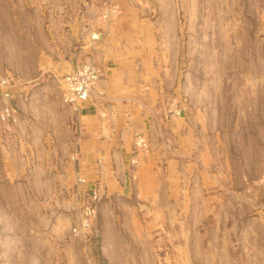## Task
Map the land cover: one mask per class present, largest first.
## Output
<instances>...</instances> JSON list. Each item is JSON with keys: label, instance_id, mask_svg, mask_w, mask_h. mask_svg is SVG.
Masks as SVG:
<instances>
[{"label": "rangeland", "instance_id": "1", "mask_svg": "<svg viewBox=\"0 0 264 264\" xmlns=\"http://www.w3.org/2000/svg\"><path fill=\"white\" fill-rule=\"evenodd\" d=\"M70 1L0 0V73L27 116L22 132L0 124V264H264V0H122L97 46L105 55L122 52L108 65L112 80L128 75L118 91L138 94L148 85L154 112L179 95L183 112L167 121L175 149L161 162L156 151L140 168L128 165L129 131L117 144L110 130L121 131L128 111L130 125L151 128L155 140L151 113L132 104L119 113L117 103L118 117L102 121L91 110L81 117L76 162L90 183L78 187L69 111L59 100L63 71L86 52L80 39L67 43L61 34ZM115 145L129 179L141 178L137 188L132 179L129 188L117 186ZM93 185L95 214L73 234L75 211ZM177 220L209 243L183 258L165 233Z\"/></svg>", "mask_w": 264, "mask_h": 264}, {"label": "built area", "instance_id": "2", "mask_svg": "<svg viewBox=\"0 0 264 264\" xmlns=\"http://www.w3.org/2000/svg\"><path fill=\"white\" fill-rule=\"evenodd\" d=\"M75 1L77 3L80 2L77 4ZM75 1H70L69 8H66L67 10H64L62 13L66 15L67 19H65V27L61 34L64 37L63 40L67 43H72L71 37H74L75 40L80 39L81 48H85L86 52L83 59L76 61L62 73L61 80L63 86L59 92V100L69 111L67 126L70 127L72 132L70 140L72 148L68 158L71 162H74L72 167L73 180L78 187L79 184H83L88 180L82 166L79 163L76 164V162L79 161L80 141L84 133V124L81 117L89 112V108L97 111L102 121H114L113 119L118 117L117 103L121 104L124 110H126L125 105L132 104L138 107L140 111L144 110V112L151 113L150 125L152 124L154 130L157 129L155 140L151 138L152 136L148 137L146 133L147 128H145V131H142L138 124L130 125L131 115L127 113L128 111L125 112L126 117L124 118L127 128L125 129L124 126L119 133H117V129L110 130L111 133L116 131L115 143L117 144L118 140L122 139L120 136L127 132V130L129 131L128 143L132 147L133 153L129 155L127 163L128 165L138 166L139 163L143 162V157L156 151L158 155L157 162H161L160 157L174 152L175 148L169 136L170 132L167 129V121H171L182 114L183 102L179 95L172 92L162 106L160 108L157 107V112H154V104L146 100V96L148 95V85L146 84L142 86L141 93L132 96V98L123 97L121 99L117 98L116 95L109 94L100 85V88H98L96 85H98L97 82L102 76V71L95 53L97 43L101 42L107 23L120 15L122 10L121 3L118 0ZM128 1L135 4L137 0ZM15 96V88L13 87L11 78L5 73H0V124L6 125L11 130L15 126L17 130L14 131L22 132V127L27 120V116L24 113L20 114L18 112L14 102ZM158 112H161V116ZM102 121L100 129H102V125L104 126ZM104 128L105 130L107 129L106 126ZM104 131H100L102 137H105ZM26 135H24V138H26ZM116 149L115 145L109 151L111 153L110 157L112 156L111 159L115 158V154H118L119 151L117 152ZM101 160L102 154L96 156L95 161L99 162L100 166H103ZM130 170L131 177H133L136 168H130ZM98 195L99 188L93 185L89 189L88 196L85 199L82 198V202L86 201L80 206V209L78 208L75 211L77 223L71 228L73 234H77L79 228H86L89 225L95 214L96 205L94 204V200L98 198Z\"/></svg>", "mask_w": 264, "mask_h": 264}, {"label": "crops", "instance_id": "3", "mask_svg": "<svg viewBox=\"0 0 264 264\" xmlns=\"http://www.w3.org/2000/svg\"><path fill=\"white\" fill-rule=\"evenodd\" d=\"M118 1L124 5V3H123L122 0H118ZM127 3H129V2H127ZM51 24H54V23H51ZM108 29L111 30V28H108ZM99 50H101V47L98 48L97 57L102 52V55L104 56V58L102 56V60L101 61L98 60L99 63L102 62V63H100L101 64L100 67H101V71H102V76L100 77V79L98 81V87L100 85V87H102L106 92H109V94L116 95L117 98H121V97L132 98V96H135L136 95L135 94L136 89H138L136 87H135L136 89H133L132 91H129L127 93H124L122 91H118V90H120V89L123 88L122 85H124L125 84V81H127V79H128V75H127L126 71H125V74L124 75H121V76L118 75L117 78H116L117 80H112L111 79L112 78V76H111L112 75V71H114V70H113V67H110L108 65H111L112 63L113 64L115 63V61L111 58V55L117 54V56H119V55H122V52H120V51L117 52V50H112L111 49L110 51H106L107 54L105 55L104 50H102V51H99ZM107 57L109 58V60L112 59L111 63L110 62H107L108 60L107 61L105 60V59H107ZM71 65H72V63H70L65 68V70L63 72H65L69 67H71ZM107 69H109V71ZM114 72H116V71H114ZM162 72H164V71H162ZM116 85H118V86L115 89H112ZM89 109H90V110H88L89 112H91V110H93V108H89ZM123 110H124L123 106L120 105L119 106V113H121ZM84 116H86V115H84ZM137 117H138V120L141 118L140 115H137ZM137 117L135 119H137ZM135 123H137V122H135ZM102 127H103L102 130L104 131L105 128H104L103 125H102ZM116 129H117V127H116ZM150 130L151 129H149V127H148L147 128V132H149ZM127 139L126 140L123 139V141H127L128 142ZM114 143H115V141H114ZM114 163L116 164L115 170H114L115 171V175H114L115 177H114V179L116 181L117 186H119L122 189L125 186L128 187L129 184H127L126 181L129 182V181H131L132 178L129 179V176H130L129 170H128V174L124 172L126 169H129L128 166H127V164H126V160L122 157V155H117L116 154L115 155ZM151 163H153L152 168L158 167L154 162H151ZM167 164L168 163H166V166H167ZM138 167L140 168V165ZM136 171H137V169H136ZM102 176H104V171H103ZM140 179L141 178L138 177V175H137V177L135 179L133 178L132 179L133 184L131 185V188H134V187L137 188L139 186L138 180H140ZM156 181H157L158 184L164 185V179H163V177H161L160 179L156 178ZM103 182L105 183V181H103ZM89 183L90 182H88V184ZM184 221L185 220H177V227L176 226L175 227H169L167 231L165 230V233L166 232L169 233L171 238L172 237H176V240H175L176 243H172L171 245L174 246V247H178L179 248L180 253L183 255V258H185V253H187V252H188V257H190L189 256L190 250H192V249H196L197 250L205 242L209 243L208 242V238L206 239L204 237V233L201 230H199L198 227L195 226V228H191V227L190 228H187L186 225H184ZM158 227L164 229L161 224Z\"/></svg>", "mask_w": 264, "mask_h": 264}, {"label": "bare ground", "instance_id": "4", "mask_svg": "<svg viewBox=\"0 0 264 264\" xmlns=\"http://www.w3.org/2000/svg\"><path fill=\"white\" fill-rule=\"evenodd\" d=\"M121 7H123V5L121 4ZM116 18H114L113 20L109 21L107 24H111L112 21H114ZM107 31V30H106ZM102 45V44H101ZM100 45L97 46V50L95 51L96 55H97V51ZM99 81V80H98ZM98 84V82H97ZM62 86H63V82H62ZM98 87V85H96ZM99 88V87H98ZM82 116V115H81Z\"/></svg>", "mask_w": 264, "mask_h": 264}]
</instances>
